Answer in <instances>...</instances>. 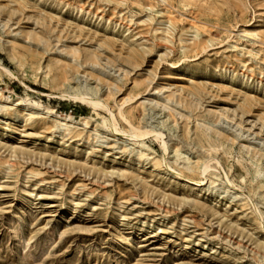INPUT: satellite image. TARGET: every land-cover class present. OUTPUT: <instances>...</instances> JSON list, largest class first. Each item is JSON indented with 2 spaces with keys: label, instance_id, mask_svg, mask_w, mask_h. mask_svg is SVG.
<instances>
[{
  "label": "rangeland",
  "instance_id": "1",
  "mask_svg": "<svg viewBox=\"0 0 264 264\" xmlns=\"http://www.w3.org/2000/svg\"><path fill=\"white\" fill-rule=\"evenodd\" d=\"M0 264H264V0H0Z\"/></svg>",
  "mask_w": 264,
  "mask_h": 264
},
{
  "label": "bare ground",
  "instance_id": "2",
  "mask_svg": "<svg viewBox=\"0 0 264 264\" xmlns=\"http://www.w3.org/2000/svg\"><path fill=\"white\" fill-rule=\"evenodd\" d=\"M61 97H63L65 100H72V101H77V102H81V103H88V104H90V106L92 105L93 106V108H96V107H100V108H103L102 107V103L100 104V102L98 101V100H92V99H90V98H87V97H85V96H80V95H70V94H63ZM101 101V100H100ZM91 106V107H92ZM107 109V108H106ZM120 116H121V114H120ZM122 118V117H121ZM125 118V117H124ZM123 119V118H122ZM115 124H117L116 123V121H115V119H114V117L112 116V128H113V130L115 131V132H118V131H120V130H117V127H116V125ZM134 128V127H133ZM137 129V128H136ZM146 131V130H145ZM126 135H127V133H126ZM130 135V134H129ZM131 135H132V133H131ZM147 135H149V132H140L139 130L138 131H136L134 134H133V137L134 138H143V137H148ZM162 133H156L155 134V138H156V140L157 139H161V137H162ZM133 139V138H132ZM162 147H163V150L164 151H166L167 149H166V144L163 142V145H162ZM204 167H203V173H205V172H207V170L208 169H210V167L211 166H209V163H206V164H204L203 165ZM202 173V172H201ZM201 183V182H200Z\"/></svg>",
  "mask_w": 264,
  "mask_h": 264
}]
</instances>
